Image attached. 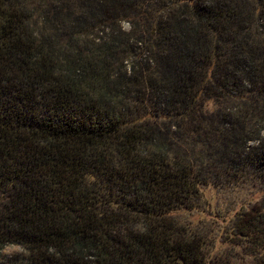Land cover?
Wrapping results in <instances>:
<instances>
[{
  "label": "trees",
  "instance_id": "trees-1",
  "mask_svg": "<svg viewBox=\"0 0 264 264\" xmlns=\"http://www.w3.org/2000/svg\"><path fill=\"white\" fill-rule=\"evenodd\" d=\"M0 264H264V0H0Z\"/></svg>",
  "mask_w": 264,
  "mask_h": 264
},
{
  "label": "rangeland",
  "instance_id": "rangeland-1",
  "mask_svg": "<svg viewBox=\"0 0 264 264\" xmlns=\"http://www.w3.org/2000/svg\"><path fill=\"white\" fill-rule=\"evenodd\" d=\"M125 28H128V26L125 25ZM216 194H214V196H216ZM16 252H19V249L18 248H12V247H10V248H7V249L4 250V254H11V253H16Z\"/></svg>",
  "mask_w": 264,
  "mask_h": 264
}]
</instances>
